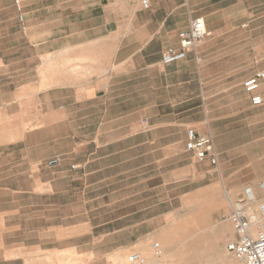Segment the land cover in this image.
I'll use <instances>...</instances> for the list:
<instances>
[{"label": "crops", "instance_id": "crops-1", "mask_svg": "<svg viewBox=\"0 0 264 264\" xmlns=\"http://www.w3.org/2000/svg\"><path fill=\"white\" fill-rule=\"evenodd\" d=\"M20 1L22 21L14 0H0V115L12 136L0 142V195L56 200V232L89 230L91 184L101 183L105 160L173 146L187 152L192 128L211 136L219 165L221 134L232 143L233 133L216 126L264 107L251 105L242 85L264 70V44L255 41L264 0L256 16L249 0H148L147 8L141 0ZM195 17L208 36L185 58L161 63ZM210 87L224 88L211 96L225 105L210 106ZM13 179L24 186L11 187ZM11 213L21 211L1 209L2 221Z\"/></svg>", "mask_w": 264, "mask_h": 264}, {"label": "rangeland", "instance_id": "rangeland-1", "mask_svg": "<svg viewBox=\"0 0 264 264\" xmlns=\"http://www.w3.org/2000/svg\"><path fill=\"white\" fill-rule=\"evenodd\" d=\"M257 2L248 1L254 16L263 11ZM255 41L264 44V30ZM207 89L210 106L225 105L224 98L215 103L211 96L222 95L224 88ZM234 89L238 110L242 104L238 87ZM6 126L8 120L0 115V142L12 137L4 135ZM225 126L233 133V142L221 134L217 167L195 162L183 146L152 153L122 152L120 160H105L101 183L91 184L88 231L56 232L51 214L56 200L45 195H0V210L21 211L5 215L4 221L0 215V242L2 238L7 250L0 252V264H129L128 256L136 252L142 257L140 264H234L225 248L232 238L225 218L229 202L250 189L264 203V107L232 121L223 119L216 128L225 132ZM10 186L21 188L24 183L13 179ZM80 219L75 216L74 223ZM154 243L157 251L152 249Z\"/></svg>", "mask_w": 264, "mask_h": 264}, {"label": "built area", "instance_id": "built-area-1", "mask_svg": "<svg viewBox=\"0 0 264 264\" xmlns=\"http://www.w3.org/2000/svg\"><path fill=\"white\" fill-rule=\"evenodd\" d=\"M141 4L147 8L148 0H141ZM14 5L19 12L18 19L22 21L21 1L14 0ZM208 34L204 19L192 18L188 28L178 34V47H168L162 52L161 63L170 64L185 58L188 52H194L196 44ZM263 82L264 70H259L242 84L253 106L264 103L261 94ZM184 148L192 154L195 162L206 163L211 167L218 166L217 152L209 134L199 133L194 129L187 130ZM225 218L232 228V238L226 243L225 248L232 255L234 264H264V203L258 201L251 191H246V196L229 202V211ZM152 249L157 251L158 244L154 243ZM141 262L142 257L137 252L128 256L129 264Z\"/></svg>", "mask_w": 264, "mask_h": 264}, {"label": "bare ground", "instance_id": "bare-ground-1", "mask_svg": "<svg viewBox=\"0 0 264 264\" xmlns=\"http://www.w3.org/2000/svg\"><path fill=\"white\" fill-rule=\"evenodd\" d=\"M247 191H251L250 189H248ZM227 197V196H226Z\"/></svg>", "mask_w": 264, "mask_h": 264}, {"label": "water", "instance_id": "water-1", "mask_svg": "<svg viewBox=\"0 0 264 264\" xmlns=\"http://www.w3.org/2000/svg\"><path fill=\"white\" fill-rule=\"evenodd\" d=\"M54 162H50V164H53Z\"/></svg>", "mask_w": 264, "mask_h": 264}]
</instances>
